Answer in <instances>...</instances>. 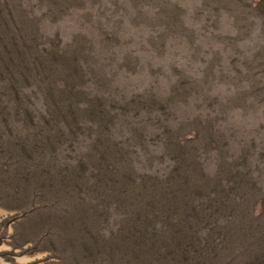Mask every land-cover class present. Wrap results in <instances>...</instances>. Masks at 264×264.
Masks as SVG:
<instances>
[{"label": "rangeland", "instance_id": "rangeland-1", "mask_svg": "<svg viewBox=\"0 0 264 264\" xmlns=\"http://www.w3.org/2000/svg\"><path fill=\"white\" fill-rule=\"evenodd\" d=\"M0 264H264V1L0 0Z\"/></svg>", "mask_w": 264, "mask_h": 264}, {"label": "trees", "instance_id": "trees-1", "mask_svg": "<svg viewBox=\"0 0 264 264\" xmlns=\"http://www.w3.org/2000/svg\"><path fill=\"white\" fill-rule=\"evenodd\" d=\"M259 1H264V0H259Z\"/></svg>", "mask_w": 264, "mask_h": 264}]
</instances>
